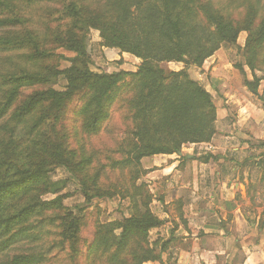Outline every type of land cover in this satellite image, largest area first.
<instances>
[{
    "label": "rangeland",
    "instance_id": "374dc122",
    "mask_svg": "<svg viewBox=\"0 0 264 264\" xmlns=\"http://www.w3.org/2000/svg\"><path fill=\"white\" fill-rule=\"evenodd\" d=\"M210 1L215 8L225 11L228 19L239 25H242L246 20V16L250 14V5L256 3V0ZM97 2L98 7L94 12H99L98 8L103 10V6H100V0H97ZM41 4L28 11L27 14L31 15L30 17L33 20L41 14V11H39L42 7ZM45 6L53 7V4ZM257 10L255 21L253 20L252 34L249 35L245 31L240 32L236 46L226 43L219 44L218 50L225 51L224 56L228 60V64H225L222 68L224 76L213 74L212 67L215 62L212 63L213 60H208L209 58L199 68H186L184 64L176 62H163L160 67L167 73L186 69L190 77L200 83L210 94L212 100L218 99V95L220 98L222 97V94L213 92L212 85H216V81H221V85L223 82L229 84L230 87L235 85L239 91L243 86L244 78L252 82V75H255L256 78L264 81V51L262 54L258 50L254 52L247 51L254 61L255 69L253 72L246 66L244 58L246 40L248 39L250 45H253L252 38L253 40L256 39L261 32L260 26L264 20V0H261ZM193 11L195 15L189 18V22L197 26L198 34L205 36L204 34L213 31V28L208 25L203 12L199 8H195ZM144 12L143 7L141 9L131 7L129 23H127L125 31L133 33L134 36H141L142 30L145 31L147 25L144 20L148 14ZM98 15L106 17V14L102 11ZM81 20L83 23L73 31L83 44L89 58V62L85 65L86 70L98 75L119 71L126 73L138 71L139 66L142 64L139 58L123 52L121 49L105 45L100 32L90 27V25L84 24L83 19ZM246 25L241 27H246ZM40 28L41 32L46 30V33H48L46 34L45 52L50 54L51 57L39 61L36 71L39 73H49L51 71L54 74L48 87L30 88L24 92L25 97L34 90L44 91L49 88L54 92H64L67 87V80L62 73L71 67V60L76 57V54L59 47L60 43L58 45L53 43L55 35L60 32L67 34L72 30L71 21L63 16L61 10L60 13L52 12L50 14V21L46 29ZM8 59L13 62L18 61L15 56L0 54V69L9 70L11 65ZM240 65L243 67L244 74L237 70ZM131 79V77H125L123 83H129ZM123 83L119 84L122 89L118 92L115 103L109 110L107 122L99 132L86 133L83 128L84 116L79 113L85 101L84 96L90 90L89 87H81L76 90L74 95L61 108H57L56 113L54 110L52 112L49 110V103H43L35 108L24 123L16 124L15 121L10 119L6 126L0 129L2 164H7V167H9L12 162L15 165L14 169L17 166L20 169L18 173L13 169L8 172L11 179L25 177L26 173H23V169H35L39 177L36 183H31L33 184L32 187L30 186L31 190L27 192L24 190L19 191V198L24 199L20 205L23 206L29 200L50 202L60 198L53 209L43 214L44 217L55 219V225L43 226L39 234L37 233L34 237L21 241L8 253L3 254L2 260L8 262L13 255L17 254L37 256L38 259H41V262L37 264H133L134 247H139L145 251L150 250L154 255L160 256L161 259V262L149 261L144 264H176L178 261L176 254L179 253L175 249L185 237L184 232L178 231L175 233L180 223L185 226L182 216L183 203L179 199V194L180 192L182 194L186 191L191 192L193 186L187 185L183 178L184 182L181 185L179 182L175 188L176 190L181 187L180 192L176 190L175 195H172L167 191L171 187L169 186V177H163L161 180H153L156 179V176L146 177L147 171L143 168L148 165L147 159L151 157L143 158L139 164L135 159L134 161L129 160L133 154L128 157L127 152H131L132 146L137 145L139 148L134 150L135 156L138 151L143 149L144 142L140 140V137L133 136V131L137 126L140 127V123L134 120L130 105L127 102L130 100L131 93L123 88ZM256 99L264 98L263 95H258ZM24 100L20 99V102ZM197 105V116L201 111L206 115L200 131L205 136H209V140L203 143L183 144L179 151L180 155L179 153L172 154L173 159L183 160H178L177 169L181 166L186 167L188 165L187 160L195 154H201L202 157L200 158L209 157L208 160H210L211 157L208 156L210 152L209 144L219 129L218 119H220L223 112H227L230 119H232L233 112L229 111L225 104L218 106L213 101L211 105ZM53 118H56V120ZM40 120L42 122L38 128L39 133L37 135L34 132L30 133L32 125ZM148 126L150 132H147V136L157 147L165 146L170 149L173 148L175 143L183 139L178 131H174L176 128H161L157 121L150 122ZM14 127H17L15 131L13 130ZM56 152L63 154L61 161L54 154ZM200 158L194 159L202 162L199 160ZM164 159L166 158L158 157V160ZM125 160L128 161L122 163ZM82 161L85 163L89 161V166L86 167V164H80ZM62 164H66L68 167L66 168ZM1 169L4 172L6 168L2 166ZM143 171H146L145 175ZM175 176H180V174H175ZM132 178H134V181L131 180ZM133 185L140 187L139 195L135 194ZM173 185L175 184L173 183ZM94 195L100 197H93ZM102 195L103 197H101ZM148 195L150 201L147 199ZM171 198H173V202H170ZM143 201L148 203L147 207L144 206ZM146 212L158 219L161 225L150 229L144 239L135 245L134 238L131 237L125 251L117 256V262H111L108 255H102L101 253H93L89 258H86L88 248L93 244L98 233L102 232L107 225L122 222L124 219L140 216ZM73 215L80 218L79 232L76 238L70 240L69 245L63 246L58 223ZM112 237L119 238L120 230L114 229ZM69 246L74 250V253L69 250ZM113 248V245H110V253L113 252Z\"/></svg>",
    "mask_w": 264,
    "mask_h": 264
},
{
    "label": "trees",
    "instance_id": "16d2710c",
    "mask_svg": "<svg viewBox=\"0 0 264 264\" xmlns=\"http://www.w3.org/2000/svg\"><path fill=\"white\" fill-rule=\"evenodd\" d=\"M100 2L103 10L98 8L99 12H94L98 7L97 0H0V54L15 56L18 59L17 62L8 59L11 65L9 70L0 69V129L4 128L10 119L16 124L24 123L35 108L43 103H49V110L51 112L54 110L56 113L57 108H61L76 90L89 87L90 90L84 96L85 101L79 113L84 116L83 128L86 133L99 132L107 122L109 110L122 89L119 84L124 82L125 77H131L129 83H123V88L131 93L127 102L134 120L140 123V127L137 126L133 131V136L140 137L144 142L142 145L144 150L138 151L134 156V150L139 147L133 145L131 152H127L128 157L133 154L129 160L135 159L139 164L143 158L179 153L185 143L207 142L209 136H205L200 131L206 115L201 111L197 116V104L211 105L213 100L210 94L190 77L186 69L167 73L160 64L176 62L184 64L186 68H199L206 59L217 52L219 44L236 46L240 32L252 34L253 20L255 21L261 0H256L255 5H250V14L246 16L242 25L228 19L226 12L215 8L210 0H100ZM39 4L42 6L39 9L41 14L33 20L27 13ZM47 4H53V7L45 6ZM43 7L46 9L43 10ZM131 7L136 9L143 7L148 14L144 20L145 24L147 22L146 30L143 29L139 37L125 31L129 23ZM195 8L203 12L208 25L213 28V31L204 34L205 36H200L197 26L189 22V18L195 15L193 11ZM60 10L63 16L71 21L72 30L67 34L60 32L55 35L53 43L55 45L60 43L59 47L76 54L71 60V67L62 73L67 80L66 90L61 93L54 92L50 88L44 91L34 90L25 97L26 90L48 87L51 84L54 73L36 71L39 61L51 57L45 52L48 33L46 30L41 32L40 27L46 29L50 14L60 13ZM100 11L104 12L106 17H100L98 15ZM81 19L84 20V24L100 32L105 45L121 49L139 58L142 64L138 71L98 75L86 70L85 65L89 62V58L83 44L73 31L83 23ZM245 24L246 27H241ZM260 31L256 39L252 38L253 45H250L247 39L244 47L246 66L252 72L255 65L249 52L258 50L262 54L264 51V20L261 22ZM237 70L244 74L241 65ZM252 77V82L244 78L243 86L256 94L263 80L256 78L255 75ZM20 99L25 100L20 102ZM155 121L161 128H176L174 131H178L183 139L170 149L165 146L157 147L147 136V132H150L148 124ZM41 122L42 120L35 122L30 133L34 132L37 135ZM16 128L14 127L13 130L15 131ZM54 154L60 161L62 160L63 154L60 152ZM208 159L209 157H205L199 160L207 162ZM2 160L3 157H0V264H37L41 259L34 255L16 254L8 262L2 260V255L8 253L21 241L39 234L43 226L55 225V219L44 217L43 214L53 209L60 198L50 202L29 200L23 206L20 205L24 199L19 198V191L31 190L30 186L32 187L39 177L35 169H23V173H26L25 177L11 179L8 172L13 169L18 173L19 166L14 169L15 165L11 162L7 167V164H2ZM80 164H86L88 167L90 162L82 161ZM62 165L68 167L66 164ZM2 166L6 168L4 172ZM143 172L145 175L146 171ZM131 180L134 181V178ZM95 181L96 178L93 181L94 185ZM133 190L139 195L140 187L133 185ZM147 199L150 201L149 195ZM143 204L146 207L148 205L145 201ZM38 217L40 218L36 219ZM79 221L80 218L73 215L58 223L63 246L69 245L70 240L76 238ZM160 225L159 220L152 217L149 212L107 225L88 248L86 258L93 253H101L108 255L111 262H117V256L125 251L131 237L134 238L135 245L144 239L150 229ZM114 229L120 230L119 238L112 237ZM110 245L114 247L112 253L109 250ZM69 250L74 253L71 246ZM149 261L161 262V259L150 250L134 247L133 264H144Z\"/></svg>",
    "mask_w": 264,
    "mask_h": 264
},
{
    "label": "crops",
    "instance_id": "0c3cea01",
    "mask_svg": "<svg viewBox=\"0 0 264 264\" xmlns=\"http://www.w3.org/2000/svg\"><path fill=\"white\" fill-rule=\"evenodd\" d=\"M224 55L220 49L208 59L215 62V76H224ZM212 88L222 94L214 103L225 104L233 113L230 119L223 112L217 121L210 160L199 162L195 159L202 156L195 154L186 167L177 169L182 159L158 155L148 158L143 169L146 177L156 176L153 180L169 177L167 191L172 195L180 192L181 187L175 188L183 178L193 186L191 192L179 194L185 226L180 223L175 233L184 232L185 237L175 249L176 264H264V99H256L264 98V81L256 94L221 81Z\"/></svg>",
    "mask_w": 264,
    "mask_h": 264
},
{
    "label": "water",
    "instance_id": "95a60500",
    "mask_svg": "<svg viewBox=\"0 0 264 264\" xmlns=\"http://www.w3.org/2000/svg\"><path fill=\"white\" fill-rule=\"evenodd\" d=\"M179 155H180V153H179Z\"/></svg>",
    "mask_w": 264,
    "mask_h": 264
}]
</instances>
